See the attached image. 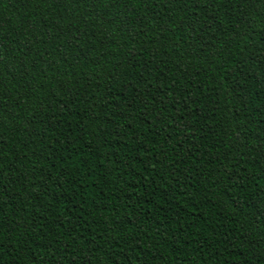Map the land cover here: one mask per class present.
<instances>
[{
  "label": "trees",
  "instance_id": "1",
  "mask_svg": "<svg viewBox=\"0 0 264 264\" xmlns=\"http://www.w3.org/2000/svg\"><path fill=\"white\" fill-rule=\"evenodd\" d=\"M0 264H264V0H0Z\"/></svg>",
  "mask_w": 264,
  "mask_h": 264
}]
</instances>
